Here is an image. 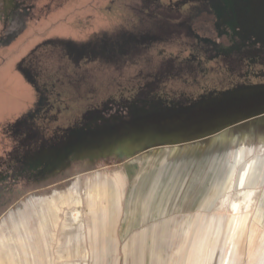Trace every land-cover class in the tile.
I'll return each mask as SVG.
<instances>
[{
    "label": "rangeland",
    "instance_id": "1",
    "mask_svg": "<svg viewBox=\"0 0 264 264\" xmlns=\"http://www.w3.org/2000/svg\"><path fill=\"white\" fill-rule=\"evenodd\" d=\"M158 3L152 0V10L146 14L133 8L142 7L141 0H0V238L5 242L0 241L1 250L13 252L12 248L23 241L27 264H37V258L44 264H75L86 260L85 256L88 264H95L98 249L102 252L101 264H110V257L104 258L103 241L97 248L93 232L83 244L68 241L67 236L76 233L75 223L68 219L79 209L82 231L93 230L85 193L92 184L103 189L107 179L118 175L124 177L127 186L125 190L119 188L115 223L103 225L105 234L120 235L127 197L138 180L140 195L131 219L159 223L175 218L186 223L168 226L170 231L185 228L187 221L182 219L191 216L209 219L218 213H235L229 201L218 208L228 194L246 211L243 195L234 187L220 196L217 193L229 163L234 162L235 146H230L225 136H248L256 141L264 136V105L257 104L256 98L236 103V109L228 114H213L217 106L192 104L164 109L156 102L144 111L146 114L142 109L133 110L132 120H123L109 132L80 143L58 144V137L68 134L59 128L66 113L62 115L58 107L81 115L90 104L109 105L117 96L114 93L126 97L134 85L146 83L147 57L150 61L146 69L159 70L163 61H173L169 57L185 48V42L179 44L174 28L161 27L164 16L171 15L158 12ZM139 14L146 25L138 21L133 24ZM115 40L119 46H113ZM134 45L142 52L138 55L141 59L132 58ZM144 46L154 49L148 52ZM122 55L127 58L126 64L116 66L112 59ZM48 100L57 107L50 111ZM142 112L145 116L135 119ZM57 119L61 121L57 123ZM16 135L22 147L17 153L12 139ZM141 172H147L146 176L139 177ZM154 182L157 188L151 197ZM261 190L264 183L254 205L247 209V223L256 220L253 213ZM68 192L82 195L81 204L62 205L58 220L48 214L52 235L45 237L38 202L48 203ZM108 196L104 188L103 199H98L95 209L98 214L105 212L98 215V220H110ZM11 220H28L19 230L23 232L22 241ZM145 225H132L129 233H139ZM198 227L195 224L189 230L193 240ZM48 238L50 263L46 262ZM123 243L121 240L119 248ZM20 261L17 264H22Z\"/></svg>",
    "mask_w": 264,
    "mask_h": 264
},
{
    "label": "flooded vegetation",
    "instance_id": "2",
    "mask_svg": "<svg viewBox=\"0 0 264 264\" xmlns=\"http://www.w3.org/2000/svg\"><path fill=\"white\" fill-rule=\"evenodd\" d=\"M141 1L142 7L133 8L149 14L152 0ZM153 3H158V12L170 13L171 18L164 16L165 23L161 27L164 30L174 28L179 34V44L185 42V48L177 56L169 57L173 61H163L159 70L146 69L150 61L147 57L144 64L146 83L130 88L127 98L114 93L117 96L109 105L90 104L81 115L58 107L66 116L62 118L64 121L57 119L56 122L61 121L59 128L68 131L67 135L58 137V144L80 143L98 133L109 132L123 120H132L133 110L147 111L156 102L164 109L187 107L203 96L264 84V0H153ZM140 15L133 18V24L138 21V24L146 25ZM170 21L172 24L169 25ZM113 43V46H119L118 41ZM143 48L148 52L154 49L151 46ZM132 49L135 50L132 58L142 55L136 45ZM126 59L123 55L117 56L112 62L122 66ZM45 90L51 91L49 87ZM47 103L50 111L57 107L51 100ZM143 112L135 119L144 117L146 113ZM16 136L12 139L17 153L22 147Z\"/></svg>",
    "mask_w": 264,
    "mask_h": 264
},
{
    "label": "crops",
    "instance_id": "3",
    "mask_svg": "<svg viewBox=\"0 0 264 264\" xmlns=\"http://www.w3.org/2000/svg\"><path fill=\"white\" fill-rule=\"evenodd\" d=\"M143 172L139 174V177L146 176L147 172ZM139 184L140 181H136L127 197L126 215L124 220H121L120 235L116 237L112 232L106 234L102 232L104 224L112 225L115 223V216L113 220H94L93 230H89V233L85 230L86 234L82 231L83 220L79 219L72 220L75 223L76 233L74 236H67L68 241H76L79 244H83V239L93 232L97 248L99 242L103 241L104 258L105 256L110 257V264H264V220H251L247 223V220L238 222L239 220H214L213 216L209 217V219L191 216L182 219L187 221L185 228H173L170 231L168 226L181 224L184 226L186 223L180 222L175 218L172 220H160L159 223L131 219L134 206L140 195ZM165 184L166 182L159 188V194L163 191ZM156 186V182H154L152 185L153 190L150 192L151 197L156 192L154 190V188H157ZM52 210L54 209L52 208ZM45 213L47 217L48 214H51L47 208H45ZM54 220H58V217L55 216ZM68 220H71V217ZM197 220L199 221L197 222ZM204 220L206 221L204 222ZM11 221L22 241L23 232L19 230H22L23 225H27L28 220ZM48 224V220H43L45 237L47 235L51 237L52 235ZM137 224L148 225L142 227L139 233H129V228ZM195 224H199V227L193 233L195 236L193 240L189 230ZM179 239H182L181 243H178ZM121 240L124 242L122 249L119 248ZM0 241L5 245L2 238H0ZM104 241L107 242L106 246L108 247L104 245ZM116 241L118 243H115ZM46 246V252L49 254V259L47 258L46 262L50 263L52 254L50 252L51 240L49 238L46 241ZM22 248L23 241L19 246L12 248L13 252L9 253L0 249V264H7V262L8 264H17L18 259L21 260L22 264H27ZM84 258L86 260H78L75 264H88L87 257L85 256ZM101 263L102 252L96 249L95 264ZM37 264H44L43 259L37 258Z\"/></svg>",
    "mask_w": 264,
    "mask_h": 264
},
{
    "label": "bare ground",
    "instance_id": "4",
    "mask_svg": "<svg viewBox=\"0 0 264 264\" xmlns=\"http://www.w3.org/2000/svg\"><path fill=\"white\" fill-rule=\"evenodd\" d=\"M262 103H264V100H262ZM230 111L232 110L228 108L226 109L224 114H228ZM225 137H226V141L230 144V146L231 145L235 146V152L231 149L234 152L233 154L234 162L229 163L228 165L229 171L227 173V176L225 177V180H223L224 183L222 182L220 189H218L219 191L217 194H219L220 196L221 193L224 192L227 193L229 189L231 190V187H234L236 192H239V194L241 193L243 195L242 199L244 198L243 202L245 204L244 208H246V211L245 212L243 211V208L241 207L239 201L235 200L231 195L228 194V196L223 197L224 199L220 198L222 201L218 208H223V204L229 201L230 208L235 213L239 212V214L237 213L238 215H236L235 213H225V214L218 213L213 216L214 217L213 219L239 220L238 222H240V220L248 219L247 209L252 205L258 193V190L260 189L261 185H263L264 183V136L258 137L257 141L250 139V137L248 136L238 137V136L230 135ZM149 160L150 162H152L151 158L147 159V161ZM136 162L138 163L139 161ZM126 186H127L126 180L122 175H118L117 177L115 176L114 178L111 177V179H107L106 183L103 186L106 189V193L109 195L108 200L110 201V206H111L110 220L114 219L115 210L117 209V207H119L118 205L120 204L119 188L125 190ZM104 188L103 189L100 188L98 190V186H94V184H92L90 189L85 193L88 204L92 210L93 220H98L99 219L98 215L100 213L103 215L105 212V211L100 212L98 214V212L95 209L98 203V199L99 198H101V200L103 199ZM214 189H215L214 192H217L216 186L214 187ZM99 194H101L102 196L100 197ZM236 198L239 197L237 196ZM81 200H82V195L79 194L73 195L72 193L68 192L64 195L63 194L59 196L56 195L54 200H52L51 202L45 203L40 201L38 202L37 205L40 209L42 220H48V217L45 213V208L49 209V213H51V215L54 217L58 215L62 205H68V206L80 205ZM52 208L54 210H52ZM253 214L256 220H261V218L264 215V190H261V194L259 195L256 204V209ZM79 219H80V210L76 209L71 215V220H79Z\"/></svg>",
    "mask_w": 264,
    "mask_h": 264
},
{
    "label": "water",
    "instance_id": "5",
    "mask_svg": "<svg viewBox=\"0 0 264 264\" xmlns=\"http://www.w3.org/2000/svg\"><path fill=\"white\" fill-rule=\"evenodd\" d=\"M254 98L258 99L257 104L264 105V103H262V100H264V84L247 86V87H238L232 90L221 92L219 95L203 96L202 99H200L198 102L195 103V107L217 106V108L219 109L215 111L213 114L216 113L224 114V112L228 108H230L231 110L236 109V107L234 106L236 103L242 100H248ZM214 116H219V114Z\"/></svg>",
    "mask_w": 264,
    "mask_h": 264
}]
</instances>
